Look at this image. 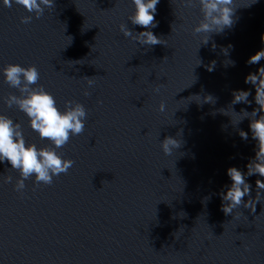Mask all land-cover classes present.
<instances>
[{"label": "water", "instance_id": "water-1", "mask_svg": "<svg viewBox=\"0 0 264 264\" xmlns=\"http://www.w3.org/2000/svg\"><path fill=\"white\" fill-rule=\"evenodd\" d=\"M253 2L235 0L233 27L204 45L207 35L193 32L199 5L160 0L149 30L163 44L154 46L120 31L145 30L128 21L130 0H55L27 24L23 7L0 4V68L35 65L61 109L71 100L88 111L84 131L58 149L75 163L52 184L30 179L18 193L19 173L0 164V264H264V199L226 216L219 195L227 169L246 173L255 156L252 117L241 111L257 107L244 81L264 66L247 64L264 48V0ZM249 89L251 106L232 104L234 91ZM11 94L0 78V114L27 143L50 146L7 106ZM169 136L181 147L165 155ZM258 178H247L252 199Z\"/></svg>", "mask_w": 264, "mask_h": 264}, {"label": "clouds", "instance_id": "clouds-1", "mask_svg": "<svg viewBox=\"0 0 264 264\" xmlns=\"http://www.w3.org/2000/svg\"><path fill=\"white\" fill-rule=\"evenodd\" d=\"M55 0H0L4 7H12L13 4L19 5L29 13L21 18V23H30L33 14L39 19L45 9L54 7ZM133 13L128 17V21L133 26H140L145 29L133 32L127 23L120 25L122 34L140 45L154 46L163 44L162 40L149 29L158 27L155 21L157 15V5L160 0H130ZM258 3L254 0L252 4ZM186 6L198 4L202 14V20L193 29L194 34H206L207 45L212 34H221L225 29H231L236 22L234 19L237 7L235 0H185ZM264 42V34L261 35ZM215 46V44H213ZM234 46L229 44L223 51L228 55V49ZM215 48V47H213ZM264 60V48L252 55L247 64H258ZM215 61L207 67L209 72L215 70ZM235 66V61H230ZM0 78L10 88L15 89L19 95L11 94L5 100L8 107L15 106L24 113L28 120L29 127L38 135L41 140H47L48 147H39L36 144L26 142L22 126L11 118L0 114V164L10 165V169L19 173V178L15 181L14 190L23 193L26 188V181L32 180L35 185H50L54 177L65 174L73 167L74 161L65 159L58 149L62 148L70 141L72 136L81 134L86 126L88 111L79 102L66 101L61 109L55 97L39 84L40 73L35 65L27 67L20 64H7L0 68ZM245 84H251L255 89L254 103L256 108L249 113L242 109L246 117L250 115L249 129L251 137L256 142L255 156L246 165L247 172L244 173L236 167L227 169V176L231 183L225 186L226 190L220 192L222 201L221 211L227 216L232 215L233 211L243 206L247 209L256 208L257 203L264 199V66L257 69L255 73H249L245 77ZM94 86V81L88 78V88ZM158 93L159 87L155 89ZM85 95H91L85 91ZM252 95V90H236L233 92L232 104L244 103L249 106L253 101L248 99ZM213 100L211 95L208 96ZM165 106H160V111H164ZM240 136L248 139V133L241 131ZM162 151L165 155H172L174 150L181 147V142L173 137H165L160 142ZM258 176L255 181L256 197L251 198L252 185L247 182V178ZM13 178L6 177L7 183H11ZM245 197H249L245 201Z\"/></svg>", "mask_w": 264, "mask_h": 264}]
</instances>
